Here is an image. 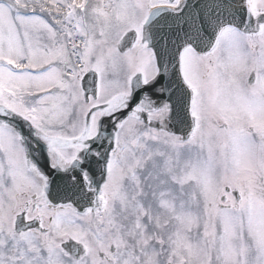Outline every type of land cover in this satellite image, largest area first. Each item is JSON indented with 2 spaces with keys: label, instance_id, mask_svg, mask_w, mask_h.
Wrapping results in <instances>:
<instances>
[{
  "label": "snow or ice",
  "instance_id": "obj_1",
  "mask_svg": "<svg viewBox=\"0 0 264 264\" xmlns=\"http://www.w3.org/2000/svg\"><path fill=\"white\" fill-rule=\"evenodd\" d=\"M0 264H264V0H0Z\"/></svg>",
  "mask_w": 264,
  "mask_h": 264
}]
</instances>
